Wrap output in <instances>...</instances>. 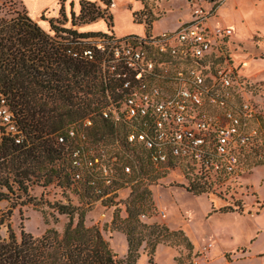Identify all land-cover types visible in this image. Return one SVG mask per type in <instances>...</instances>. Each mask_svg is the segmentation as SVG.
I'll use <instances>...</instances> for the list:
<instances>
[{
  "label": "rangeland",
  "instance_id": "obj_1",
  "mask_svg": "<svg viewBox=\"0 0 264 264\" xmlns=\"http://www.w3.org/2000/svg\"><path fill=\"white\" fill-rule=\"evenodd\" d=\"M141 1L144 6L134 12L135 20L146 23L149 19H155L147 34L152 33L155 21H158L160 30L180 26L192 18L193 10L198 6L211 11V26L227 25L233 28L232 41L228 46H223L220 52L233 57L236 64L241 63L238 68L240 75L235 80V101H249L258 112L254 120V125L258 127L257 143L242 156L243 169L239 174L207 179L197 173L190 162L183 160L157 167L149 162L141 149L131 148L124 143L126 128L114 126V135L102 142L108 161L116 154L120 157L117 165L118 191L113 196L102 199L94 194L85 181L76 182L71 176L63 186L56 180L47 186L34 184L31 190L35 197L34 203L15 207L10 200L0 201V221L3 218L0 234L8 236L9 224L18 236L22 230L35 236H41L49 228L62 232L69 217L54 211L45 202L59 201L71 207L87 209L86 225L97 226L116 258L123 259L129 251L128 236L124 229L129 216L128 206L138 193L148 188L150 195L146 194L147 199L142 202L145 208H142L144 213L140 215L141 222L165 225L170 230H183L193 244L189 248L177 236L166 237V241L156 246L153 254L157 264H264V230L258 233L264 228V221L260 223L254 219L263 202L245 181L252 176L254 187L260 197H264V185L260 182L264 170L255 171L259 166L264 167V0ZM105 12L106 15L110 14L107 10ZM65 13V17L60 14L54 18L43 14L41 18L50 22V28L49 31L41 28L52 35L56 34L51 26V20H54L56 26H70L83 32L81 27L92 22L81 20L78 17L80 13ZM18 16L31 19L21 0H0V18L4 17L13 23V18ZM58 19H64L63 23H59ZM73 21L77 24L74 25ZM109 30H112L111 25ZM85 39L88 45H93L92 36ZM97 55L100 56V52ZM100 119V116H95L96 122ZM125 163H133L135 172L140 170V173L125 175ZM195 188L204 191L196 194ZM230 206L236 209L235 214L221 211ZM239 206H242V210L238 209ZM77 218L76 214L75 220ZM150 232L151 228L143 226L137 229V236L145 240L139 247L136 264H149V242L157 236ZM255 236L258 238L255 239Z\"/></svg>",
  "mask_w": 264,
  "mask_h": 264
},
{
  "label": "built area",
  "instance_id": "obj_2",
  "mask_svg": "<svg viewBox=\"0 0 264 264\" xmlns=\"http://www.w3.org/2000/svg\"><path fill=\"white\" fill-rule=\"evenodd\" d=\"M211 17L210 10L198 6L176 30L127 36L102 32L92 36L93 45L84 38L86 46L68 53L99 57L101 78L110 84L101 117L127 129V146L141 149L157 167L183 160L200 175L226 177L239 174L242 156L257 143L258 112L249 101H235L239 75L230 56L220 52L233 29L211 26ZM1 126L17 132L0 91ZM94 126V116L88 115L60 132L57 143L65 146L72 179L85 181L105 199L118 191L120 157L105 158V139L94 136ZM123 173L140 170L125 163Z\"/></svg>",
  "mask_w": 264,
  "mask_h": 264
},
{
  "label": "trees",
  "instance_id": "obj_3",
  "mask_svg": "<svg viewBox=\"0 0 264 264\" xmlns=\"http://www.w3.org/2000/svg\"><path fill=\"white\" fill-rule=\"evenodd\" d=\"M103 1L107 5L112 3V0ZM81 6L78 16L81 20L95 21L102 17L113 25L112 15H106L97 3L83 0ZM62 15L65 17L64 13ZM13 20L10 23L0 18V91L6 97L17 126V132L8 131L5 126L0 128V201L10 200L16 207L34 203L31 193L34 184L47 186L56 180L63 186L69 181L70 161L65 146L57 143V135L78 119L88 115H93L94 119L101 117L110 84L101 80L99 57L87 60L68 53L71 48L80 49L81 44L86 46L81 39L102 32H79L56 26L51 20L52 29L56 31L52 35L29 17L18 16ZM63 20L58 19V22L63 23ZM154 20L145 23L148 33ZM73 24L77 23L73 21ZM114 131V125L106 119L101 117L95 121L93 134L98 139H106L114 135ZM204 177L216 179V176ZM194 191L197 194L204 189ZM146 194L150 195L148 188L138 193L128 206L129 216L124 228L129 242L126 258H116L101 230L86 225L87 209L45 200L54 211L69 217L64 230L49 228L41 236L22 230L18 236L9 224L8 236L0 234V264H136L139 247L145 240L136 234L140 226L151 228V235H157L149 242V264H157L153 254L166 237L177 236L192 248L183 230L141 222ZM238 209L242 210V206ZM221 211L236 209L230 206Z\"/></svg>",
  "mask_w": 264,
  "mask_h": 264
},
{
  "label": "crops",
  "instance_id": "obj_4",
  "mask_svg": "<svg viewBox=\"0 0 264 264\" xmlns=\"http://www.w3.org/2000/svg\"><path fill=\"white\" fill-rule=\"evenodd\" d=\"M82 1L83 0H21L31 19L39 23V25H41V27H43L47 31H49L50 22L43 20L41 18L43 14H49L51 18H54V17H59V15L62 13L66 15L65 12L68 11H72V12L74 11L75 13H80L82 7L81 6ZM85 1L95 2L102 8V10L109 11V13L112 15L113 18L112 31L114 32L115 35L127 36L131 34H138V35L147 34L146 24L144 22H138L134 18V12L143 9L144 5L141 0H112V3L110 5H107L103 0H85ZM190 20L191 19L187 20L186 22ZM158 24H159L158 21L154 22L152 27V33L176 30L179 27V26L176 27L177 25H175L176 28L174 27L173 29L160 30V28L157 27ZM66 27H70V26H66ZM81 29H82L81 31L83 32H93V31L107 32L109 31V25L107 20L101 17L95 21L83 25ZM231 41L232 40L230 37L228 39L227 46L230 44ZM230 58L232 65L236 68L238 75H240L241 71L238 70V68L241 65V63L239 62L238 64H236L235 59L233 57ZM257 170H264V167L259 166L255 171ZM245 181L251 185V188L256 191L257 196L263 202L260 211L254 217L255 221L257 220L258 222L261 223L264 221V197H260V195L258 194L257 189L254 187L252 176L248 177ZM260 182L262 185H264V176L261 177ZM257 202H260V200H257ZM231 212L235 214V211H231ZM263 230L264 228H261V230L258 233L259 234L262 233ZM257 238L258 236H255V239ZM259 254L262 255L263 253H259Z\"/></svg>",
  "mask_w": 264,
  "mask_h": 264
}]
</instances>
